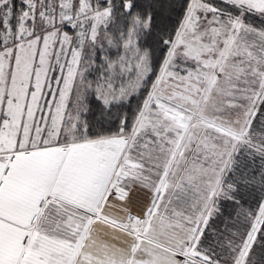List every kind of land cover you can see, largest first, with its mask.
<instances>
[{"label": "snow or ice", "instance_id": "6c2138e0", "mask_svg": "<svg viewBox=\"0 0 264 264\" xmlns=\"http://www.w3.org/2000/svg\"><path fill=\"white\" fill-rule=\"evenodd\" d=\"M0 264H264V0H0Z\"/></svg>", "mask_w": 264, "mask_h": 264}]
</instances>
